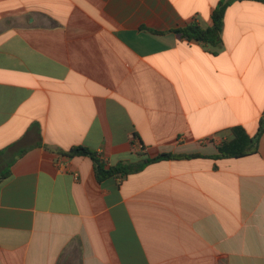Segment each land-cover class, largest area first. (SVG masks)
<instances>
[{
	"label": "crops",
	"instance_id": "crops-1",
	"mask_svg": "<svg viewBox=\"0 0 264 264\" xmlns=\"http://www.w3.org/2000/svg\"><path fill=\"white\" fill-rule=\"evenodd\" d=\"M220 2L0 0V264H264V134L215 158L264 116V3L228 6L217 54L175 32ZM80 146L194 157L98 181Z\"/></svg>",
	"mask_w": 264,
	"mask_h": 264
},
{
	"label": "trees",
	"instance_id": "trees-1",
	"mask_svg": "<svg viewBox=\"0 0 264 264\" xmlns=\"http://www.w3.org/2000/svg\"><path fill=\"white\" fill-rule=\"evenodd\" d=\"M242 0H221L219 6L215 9L212 15L213 26L203 28L197 23L190 24L184 28L177 29L175 32L182 35L188 41H195L210 45L215 49L213 54H217V49L223 44L222 33L225 24V15L228 6L235 2ZM264 3V0H253ZM154 33V31H151ZM233 137L229 141H225L219 147L217 159L228 158H242L256 154L259 149V142L264 134V116L260 121L259 130L256 136L251 137L244 128L235 127L232 129ZM68 157L86 156L93 160L95 173L98 181H102L108 177L117 174L130 175L138 173L144 169L148 164L157 163L163 160L177 159V158H192L194 156L162 154L155 158H147L138 164L120 163L114 167L106 168L105 163L100 159L99 155L86 147H73L68 152H63ZM10 171L7 172V175Z\"/></svg>",
	"mask_w": 264,
	"mask_h": 264
},
{
	"label": "built area",
	"instance_id": "built-area-1",
	"mask_svg": "<svg viewBox=\"0 0 264 264\" xmlns=\"http://www.w3.org/2000/svg\"><path fill=\"white\" fill-rule=\"evenodd\" d=\"M140 150H143V149H142V146H140Z\"/></svg>",
	"mask_w": 264,
	"mask_h": 264
}]
</instances>
